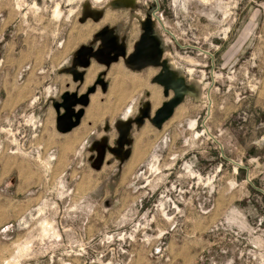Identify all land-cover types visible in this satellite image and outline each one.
Listing matches in <instances>:
<instances>
[{"label":"rangeland","instance_id":"obj_1","mask_svg":"<svg viewBox=\"0 0 264 264\" xmlns=\"http://www.w3.org/2000/svg\"><path fill=\"white\" fill-rule=\"evenodd\" d=\"M82 42L156 67L60 159L37 105ZM0 264H264V0H0Z\"/></svg>","mask_w":264,"mask_h":264},{"label":"crops","instance_id":"obj_2","mask_svg":"<svg viewBox=\"0 0 264 264\" xmlns=\"http://www.w3.org/2000/svg\"><path fill=\"white\" fill-rule=\"evenodd\" d=\"M93 48L97 49L93 50ZM97 50H99L98 46L92 47L87 42L75 45L66 55L57 60L55 68L58 75L55 78V88H51V85L42 88V98H39L40 104L37 107L40 114H43L46 129L36 135L40 134L44 143L51 142L53 146H56L55 150L60 159H69L71 153L79 146L91 143L90 135L93 125L96 126L102 119L107 118L108 111L119 112L120 109H123L121 104H123L125 92L129 94L133 90H139L140 86L147 85L146 79L141 78V70L156 67L148 65L135 68L130 64L128 57L110 59V56L108 57L100 51L97 54ZM128 75L132 77V81H128ZM156 76L158 75H155L151 82L162 86L163 84L155 79ZM146 87L150 89L149 85ZM151 89L153 90L151 94L149 93L150 98L154 93V87ZM7 94L12 95V90ZM27 94L29 95V92ZM108 94L114 95V100L109 104ZM163 94L165 100L158 106L156 101L151 98V100L139 104L138 111L136 110L139 112L138 116L120 117L119 121L116 120L119 122L123 134L122 141L117 143L120 149L125 150L131 141L129 139L133 131L132 122L135 121L131 119H137L144 113L145 120L155 125L156 116L160 110H163L170 98V93H167L164 85ZM22 95L23 92H20V96ZM135 108V106H130L132 110ZM65 114H70L71 122L75 123L66 131L58 127L59 120ZM78 114L79 116H77ZM48 137H51L52 141ZM140 147L141 145L137 147L134 138L133 159L143 157L141 151L138 150Z\"/></svg>","mask_w":264,"mask_h":264},{"label":"water","instance_id":"obj_3","mask_svg":"<svg viewBox=\"0 0 264 264\" xmlns=\"http://www.w3.org/2000/svg\"><path fill=\"white\" fill-rule=\"evenodd\" d=\"M172 107L171 102L166 103L165 107L163 108V110H160L159 112V117H161L162 115L168 113V110H170ZM71 114V113H70ZM70 114H65L64 116H62V118L59 120V129L61 130H68L70 129V127L72 125H74L75 123L71 122V115ZM80 114V113H79ZM79 114L77 116H79ZM157 117V116H156Z\"/></svg>","mask_w":264,"mask_h":264}]
</instances>
